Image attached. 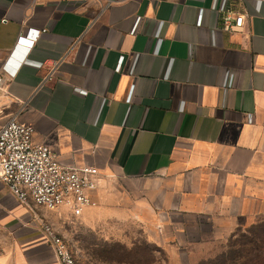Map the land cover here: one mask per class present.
Returning <instances> with one entry per match:
<instances>
[{"label": "crops", "instance_id": "1", "mask_svg": "<svg viewBox=\"0 0 264 264\" xmlns=\"http://www.w3.org/2000/svg\"><path fill=\"white\" fill-rule=\"evenodd\" d=\"M227 9L241 28H223ZM8 60L0 128L15 116L63 164L96 165L98 199L113 174L130 181L141 264H247L264 214V1L0 0ZM62 214L0 180V264H59L41 223Z\"/></svg>", "mask_w": 264, "mask_h": 264}, {"label": "built area", "instance_id": "2", "mask_svg": "<svg viewBox=\"0 0 264 264\" xmlns=\"http://www.w3.org/2000/svg\"><path fill=\"white\" fill-rule=\"evenodd\" d=\"M221 16L225 30L232 31L243 26V13L227 9L222 11ZM134 31L135 27L132 33ZM27 35L20 36L18 43L32 44L39 35V29L30 28ZM9 62L0 71V85L6 74L13 75L15 72L8 66ZM122 62L123 56L118 70ZM56 69L57 62L48 66L42 82L53 80ZM34 133L35 126L32 123L22 122L15 116L0 128V180L10 192L25 204L62 211L72 217H80L89 208L98 205V167L93 164H63L47 143L34 139ZM41 230L59 264H81L69 239L55 223L42 220Z\"/></svg>", "mask_w": 264, "mask_h": 264}, {"label": "rangeland", "instance_id": "3", "mask_svg": "<svg viewBox=\"0 0 264 264\" xmlns=\"http://www.w3.org/2000/svg\"><path fill=\"white\" fill-rule=\"evenodd\" d=\"M109 178V177H108ZM130 181L116 173L107 180L105 190L99 195L98 206L89 208L82 216L72 217L66 213L57 217L58 226L69 239L70 245L81 264H109L103 259V249L114 247L116 242H139V227H125L130 221L125 205L129 199L124 188ZM251 244L245 246L247 264H264V214L260 224L250 233ZM125 244V243H124Z\"/></svg>", "mask_w": 264, "mask_h": 264}, {"label": "trees", "instance_id": "4", "mask_svg": "<svg viewBox=\"0 0 264 264\" xmlns=\"http://www.w3.org/2000/svg\"><path fill=\"white\" fill-rule=\"evenodd\" d=\"M149 246L141 245L139 242L134 243L132 247H128L122 242H116L114 247L103 249V259L107 263H146L147 256H142V253H147Z\"/></svg>", "mask_w": 264, "mask_h": 264}]
</instances>
